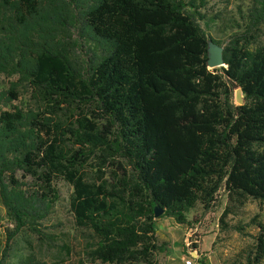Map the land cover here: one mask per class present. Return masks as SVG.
<instances>
[{
    "label": "trees",
    "instance_id": "obj_1",
    "mask_svg": "<svg viewBox=\"0 0 264 264\" xmlns=\"http://www.w3.org/2000/svg\"><path fill=\"white\" fill-rule=\"evenodd\" d=\"M208 1L0 0V74L16 76L0 88L6 240L40 234L63 179L74 224L89 234L85 262L160 264L159 207L187 226L182 253L208 264L186 213L196 203L209 211L222 185L264 201V0H249L215 68L208 43H220L200 24ZM24 86L35 104L13 105ZM250 222L246 261L260 264L264 224Z\"/></svg>",
    "mask_w": 264,
    "mask_h": 264
},
{
    "label": "rangeland",
    "instance_id": "obj_2",
    "mask_svg": "<svg viewBox=\"0 0 264 264\" xmlns=\"http://www.w3.org/2000/svg\"><path fill=\"white\" fill-rule=\"evenodd\" d=\"M249 0H209L203 11L209 20L200 23L208 35L218 40L221 47L229 43L230 33L235 31V22L241 13H245ZM216 16L214 22L210 17ZM212 22V23H211ZM74 45L72 54L80 63L86 59V47L82 40ZM260 41L251 44L249 48L255 49ZM16 76L0 74V88L8 87L10 81ZM243 95L233 96V102H243ZM13 105L20 107L33 106L34 99L27 86L21 88V93ZM59 198L55 202L51 213L41 222L40 234L28 229H22L6 240L12 224L5 216L4 208L0 203V264H20L17 260L33 256V259L46 264H89L84 261L83 249L88 231L75 226L69 207V198L72 186L63 179H56ZM227 207L228 214L223 221L219 220L222 210ZM257 214V221L264 224V201L252 199L247 196L228 194L224 185L217 193L213 207L204 212L202 205L196 203L187 213L186 217L200 236V251L206 257L208 264H248L246 257L253 248L258 229L250 218ZM155 233L157 241L164 243L166 250L158 253L160 264H167L172 256L182 253L183 239L187 226L175 221L172 217L157 216ZM240 227V230L237 228ZM185 259L189 256L184 254ZM183 257V258H184ZM91 264H100L99 262ZM194 264H199L194 261ZM260 264H264V259Z\"/></svg>",
    "mask_w": 264,
    "mask_h": 264
},
{
    "label": "water",
    "instance_id": "obj_3",
    "mask_svg": "<svg viewBox=\"0 0 264 264\" xmlns=\"http://www.w3.org/2000/svg\"><path fill=\"white\" fill-rule=\"evenodd\" d=\"M206 64L208 68L225 66L224 60H223V48L211 40L208 43V58H207ZM161 213H162V209L159 207H156L154 210V216L157 217Z\"/></svg>",
    "mask_w": 264,
    "mask_h": 264
},
{
    "label": "crops",
    "instance_id": "obj_4",
    "mask_svg": "<svg viewBox=\"0 0 264 264\" xmlns=\"http://www.w3.org/2000/svg\"><path fill=\"white\" fill-rule=\"evenodd\" d=\"M184 254H181L180 256L176 255V256H172L171 260L167 263V264H185L184 260L185 257ZM193 264H194V260H193Z\"/></svg>",
    "mask_w": 264,
    "mask_h": 264
},
{
    "label": "built area",
    "instance_id": "obj_5",
    "mask_svg": "<svg viewBox=\"0 0 264 264\" xmlns=\"http://www.w3.org/2000/svg\"><path fill=\"white\" fill-rule=\"evenodd\" d=\"M184 263L185 264H193V259L191 257H187L185 260H184Z\"/></svg>",
    "mask_w": 264,
    "mask_h": 264
}]
</instances>
